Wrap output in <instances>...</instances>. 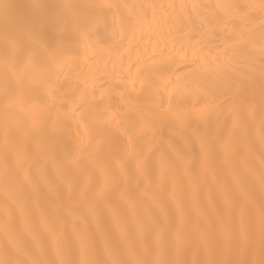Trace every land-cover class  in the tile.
<instances>
[{"label":"bare ground","instance_id":"6f19581e","mask_svg":"<svg viewBox=\"0 0 264 264\" xmlns=\"http://www.w3.org/2000/svg\"><path fill=\"white\" fill-rule=\"evenodd\" d=\"M0 3V264H264V0Z\"/></svg>","mask_w":264,"mask_h":264},{"label":"snow or ice","instance_id":"6c2138e0","mask_svg":"<svg viewBox=\"0 0 264 264\" xmlns=\"http://www.w3.org/2000/svg\"><path fill=\"white\" fill-rule=\"evenodd\" d=\"M7 5L6 4H3V3H0V7H6ZM109 133L106 131V130H101L100 131V136H101V138H103L104 136H106V135H108ZM113 264H121V262H119V261H115V262H113Z\"/></svg>","mask_w":264,"mask_h":264}]
</instances>
